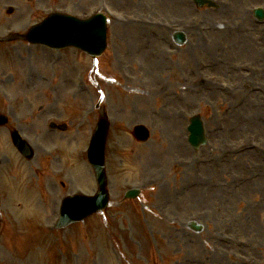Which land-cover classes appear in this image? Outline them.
<instances>
[{
	"label": "rangeland",
	"instance_id": "obj_1",
	"mask_svg": "<svg viewBox=\"0 0 264 264\" xmlns=\"http://www.w3.org/2000/svg\"><path fill=\"white\" fill-rule=\"evenodd\" d=\"M216 1L222 12L197 9L193 0H0L6 24L0 31V50H5L0 72L7 73L0 110L11 114L13 127L20 128L21 121V134L37 151L34 160L20 166L10 136L0 131V153L7 158L0 179L10 167L17 175L13 183L24 190L29 183L23 181L37 178L42 163L41 171L53 174L51 183H65L69 193L71 186L73 193H91L95 181L86 142L100 117L95 105L103 93L102 105L113 121L107 160L114 203L111 213L62 234L51 228L66 193L61 186L46 221L29 208L21 212L20 225L13 214L3 213L0 264H264V24L249 15L264 0ZM106 11L111 14L109 48L99 59L100 70L74 49L58 52L29 47L18 38L11 42L12 34H25L50 13L85 19ZM179 19L191 27L181 48L172 40V30H184L177 26ZM58 54L63 61L56 65ZM29 72L55 73L62 81L57 102L36 98L38 80ZM181 74L186 87L177 96L169 89ZM214 74L217 84L229 81L233 90L205 86ZM45 102L53 108L49 116L71 121L67 132L40 122L25 125ZM130 108L135 114L128 115ZM196 114L202 115L210 139L198 151L189 146L187 131ZM124 122L148 124V144L131 140ZM81 180L93 186L85 188ZM131 185L143 187L142 197L122 202ZM43 192L35 194L37 200ZM193 220L205 226L201 234L187 229Z\"/></svg>",
	"mask_w": 264,
	"mask_h": 264
},
{
	"label": "water",
	"instance_id": "obj_2",
	"mask_svg": "<svg viewBox=\"0 0 264 264\" xmlns=\"http://www.w3.org/2000/svg\"><path fill=\"white\" fill-rule=\"evenodd\" d=\"M99 26H101V24L96 25L92 22V20L83 22L77 21L71 17L56 15L45 22V27H40L38 29L36 32L38 36H36L35 33L32 35V38L52 47H60L63 45L72 44L77 47L83 49L88 48V50H93L94 52L99 53L105 48L106 45L104 29L101 27L99 28ZM86 42H89V44H85ZM95 146L98 147L96 144ZM95 153L97 154L96 149ZM91 160L99 170V182L102 187V197L100 200H103L105 191L103 189L104 178L102 175V156H91Z\"/></svg>",
	"mask_w": 264,
	"mask_h": 264
},
{
	"label": "bare ground",
	"instance_id": "obj_3",
	"mask_svg": "<svg viewBox=\"0 0 264 264\" xmlns=\"http://www.w3.org/2000/svg\"><path fill=\"white\" fill-rule=\"evenodd\" d=\"M19 17H20V18L22 17V14H21V13L19 14ZM245 18L247 19V17H245ZM154 81H155V82L160 81V77H156V76H155ZM183 84H184L183 79H182L180 76H178V81H177L175 87L170 88L169 91H173V90H175V92H178V94H177V96H178L179 93H181V92L183 91ZM206 86H208V87H210V88H213L211 83H207V82H206ZM165 91H166V90H165ZM144 92H145V91H144ZM156 94L160 97V94L158 93V91L156 92ZM146 96L149 97L148 93H147ZM142 101H144V100H142Z\"/></svg>",
	"mask_w": 264,
	"mask_h": 264
}]
</instances>
